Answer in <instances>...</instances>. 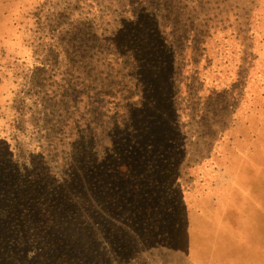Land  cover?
<instances>
[{
    "label": "rangeland",
    "instance_id": "obj_1",
    "mask_svg": "<svg viewBox=\"0 0 264 264\" xmlns=\"http://www.w3.org/2000/svg\"><path fill=\"white\" fill-rule=\"evenodd\" d=\"M0 264H264V0H0Z\"/></svg>",
    "mask_w": 264,
    "mask_h": 264
},
{
    "label": "trees",
    "instance_id": "obj_2",
    "mask_svg": "<svg viewBox=\"0 0 264 264\" xmlns=\"http://www.w3.org/2000/svg\"><path fill=\"white\" fill-rule=\"evenodd\" d=\"M70 98H71V100L72 99H74V97H72V96H70ZM54 164H53V170L54 171H57L58 173H61L62 171L60 170V164H62V166L65 164V160L64 159H61V160H55L54 162H53ZM60 170V171H59ZM53 177H56L54 174H53V176H52V174L48 177V180H50L51 178H53ZM20 178H22V176H20Z\"/></svg>",
    "mask_w": 264,
    "mask_h": 264
}]
</instances>
